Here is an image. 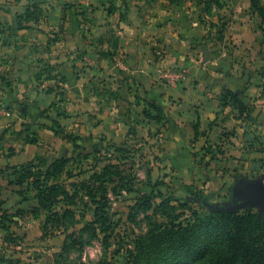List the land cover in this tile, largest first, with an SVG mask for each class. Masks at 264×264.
<instances>
[{"label": "crops", "instance_id": "0c3cea01", "mask_svg": "<svg viewBox=\"0 0 264 264\" xmlns=\"http://www.w3.org/2000/svg\"><path fill=\"white\" fill-rule=\"evenodd\" d=\"M23 1L19 2L22 10L16 12L0 2V36L9 25L14 30L0 45V73L7 70L0 77V149L10 153L1 174L37 162L45 156H36L31 147L39 148L45 137L63 136L56 135L48 122L29 126L28 132L19 128L23 120L13 112L15 105L21 110L27 109L25 104L48 109L42 116L36 112L33 116L49 121L53 117L66 131L68 121L76 119L78 132L72 133L83 135L81 119L89 114L98 118L93 125L99 131L106 123L110 129L123 128L120 121L127 120L132 103L144 107V101L136 103L137 94L144 90L146 99L165 112L164 122L158 123L162 150L178 155L198 152L200 161L208 164L205 195L212 203H232L233 187L241 179L264 182V36L252 29L253 19L259 21V16L250 0H80L76 6L66 0H41L44 17L20 29L18 14L30 3ZM221 25L226 26L222 35ZM34 31L37 36L31 39L28 34ZM226 45L231 46L230 54ZM202 48L210 52L207 62ZM260 56L263 60L258 64ZM167 68L185 71L183 79L165 82L159 71ZM104 79L110 92L93 83ZM65 104L75 110L72 118L62 114ZM30 113L23 111L21 116ZM12 137L17 141L9 143ZM179 157L177 165L182 166ZM197 160L198 156L185 160V166L197 169ZM3 176L8 184L14 179ZM18 195L22 202L33 200ZM34 206L36 202L8 212L22 209L23 215L12 218L23 227L25 218L39 220L42 242L36 246L27 240L28 232L33 233L31 225L29 231L24 227L23 234H14L22 239L18 245H10L6 235L0 237V259H9L0 264H55L47 252L57 248L51 240L63 235L43 237L46 212L36 217ZM2 231L0 227V236ZM26 248L36 249L37 255L23 257Z\"/></svg>", "mask_w": 264, "mask_h": 264}, {"label": "trees", "instance_id": "16d2710c", "mask_svg": "<svg viewBox=\"0 0 264 264\" xmlns=\"http://www.w3.org/2000/svg\"><path fill=\"white\" fill-rule=\"evenodd\" d=\"M29 1L25 11L18 14L20 29L29 27L28 23L32 21L39 23L44 17L40 3L37 0ZM250 3L259 16L264 36V2L250 0ZM224 28L225 25L218 28L221 35ZM36 77L41 78V73ZM137 97L139 99V94ZM231 98L243 105L235 94H231ZM137 103L140 104V101ZM144 104L142 112L147 119L156 123L164 122L165 112L161 105L148 99L144 100ZM43 111L45 112L42 115L47 112ZM49 119L52 121L50 129L56 135L63 134L76 148L80 147L78 135L66 131L53 117ZM117 168L119 169L116 164L109 162L104 164L101 171L96 166L88 170L82 156L61 157L51 162L40 157L37 162L10 167L2 170V173L13 176L14 179L9 183L20 187L18 193L24 200H35L36 206L32 207V212L36 217H40L42 210L46 212V219L42 223L43 237L59 234L65 236L55 264H68L70 254L88 247L97 231L104 233L106 240L114 231L113 218L108 212L107 197L104 194L105 183L114 181L112 177L116 175L127 185L122 172H116ZM10 169H13L12 172H8ZM87 173L92 174L86 176ZM184 199L168 197L162 207L170 201ZM195 200L204 210L188 207L193 212L184 222L170 223L152 230L148 237L137 240L136 248L129 250L130 258L125 264H176L191 256H197L192 264H264V215L260 216L253 208L216 212L209 207L205 195H195ZM3 204L4 201L0 199V227L7 231L5 240L13 243L12 245H18L22 239L11 232V223L8 222L15 223L12 216H21L24 211L19 209L12 214ZM132 208L137 212L154 208L153 196L143 194ZM91 213L93 219L90 220ZM206 234H213L214 243L204 240ZM8 260L6 256L0 259L5 262Z\"/></svg>", "mask_w": 264, "mask_h": 264}, {"label": "rangeland", "instance_id": "374dc122", "mask_svg": "<svg viewBox=\"0 0 264 264\" xmlns=\"http://www.w3.org/2000/svg\"><path fill=\"white\" fill-rule=\"evenodd\" d=\"M21 1L22 0H0V2L5 4L6 8L10 7L15 12L22 10V4L19 3ZM26 1L27 0H24L23 3ZM66 1L71 3V5L74 4L73 6H76V2H80V0ZM38 2H41V0H38ZM255 18L252 22V29H258L262 34L261 21L260 19L257 21V18ZM7 26L8 24L5 28H8ZM230 26L231 25L228 27ZM224 29H226V26ZM227 29L229 30V28ZM7 31L0 36V45L2 46L6 44L9 38H11L12 35L10 34L14 30L12 29V26L9 25ZM8 34L10 37H8ZM34 34L37 36V32L34 31L29 33L28 37L32 39L34 38ZM4 49L5 48L2 50L3 52ZM226 49L227 53L230 54L228 51L231 49V46L226 45ZM32 51H34V49H32ZM261 60L263 59L260 56L257 63H262ZM120 67L122 68V66ZM6 71H2L0 77L3 76ZM93 81V83L96 82V84H98L97 86L100 85V87H98L100 90H103L105 93H107V90L110 92L111 89L107 88L108 79ZM145 99L146 93L144 90H141L139 99L138 97L136 99V103L138 100L144 101ZM134 104L135 103H132L129 108L127 120L120 121V123L124 124L123 128L118 126L111 127L110 129L109 123H106V125L99 131L97 126L93 125V122H96L98 118L93 116V114L84 116V118L81 119L84 125L81 127L83 135H78L79 148H76L71 142H67L65 135L57 138L54 136L45 137L42 140L43 145L39 148L42 150L46 149V152L39 151V145L37 147H31L33 150H37L36 156H45L44 158L47 160H51L52 158L54 160L56 157L78 158L82 156L84 166L88 170H92V166H96L99 167V170L101 171L104 164L113 162L119 167V169H116V172H122L125 177L124 181L127 183V185H124V183L120 181L119 175L112 177L114 181L105 183L106 194L104 195L107 197L108 212L112 215L114 224V231L110 233V237L106 240V235L97 231V234L92 236L89 243V246L91 247L86 246L83 251H73L69 256L68 264H125L130 258L129 250H135L137 240L142 239L143 237H148L152 230L159 229L170 223L177 224L184 222L192 215V209L199 211L204 210L199 204H197L195 195H205V190H207L205 187V172H208L209 170L208 164H206L204 160L200 161L201 158L198 152L193 153V155L190 153L178 155L164 152V150H162V141L157 138L158 135L162 133L161 126L156 122L154 123L153 120L147 119L143 115L142 111L145 108V105L144 107H139ZM25 105L27 106V109L21 110V108L15 105L13 110V112L23 120L22 124L19 125V128L24 127V130L28 132L29 130L27 129L29 126L34 124H43L41 122H48V124H51L52 121L50 122L45 119L40 120V118L38 119L33 116L34 112H36L35 115H39L40 113L42 116V113L45 111L40 110L39 107L36 108L34 105ZM61 107H64L61 109L62 114L65 117L72 118L71 114H73L75 110L71 109L70 104H65L64 106L61 105ZM47 110L48 109H46V111ZM23 111H27V113L31 112L30 117L26 116L23 119L21 116ZM141 115H143V119ZM36 119L40 120V122L36 121ZM72 125L74 129L70 128ZM65 126L67 129L69 128V133L73 131L76 133L78 132L76 129V119L68 121V124ZM8 128L12 129V126ZM14 138L15 137L10 138L9 143H11V140L12 143L17 141ZM29 138L33 139L34 137L32 136ZM23 155L28 156L32 154L23 152ZM85 155L86 158L84 157ZM8 156H10V153H6L5 150L1 151L0 149V169L5 168L6 158L9 159ZM197 156V169L185 166L186 161ZM178 157L181 158L182 166L177 165L178 160H180ZM176 158L177 162L174 161ZM91 174L92 173H87L86 176ZM83 177H85V175H83ZM0 182V199L4 201L3 206L8 211L14 212L20 205L27 209L29 206L35 204L33 200L25 202L20 201L21 198L17 193L20 187L8 184L6 176L4 177L1 173ZM143 194L153 196L154 208L148 211L142 210L137 212L132 206L136 204L137 199ZM174 196L185 199L182 201H170L166 206L162 207V204H165L164 201L166 198ZM205 197L207 196L205 195ZM206 199L212 203L209 198ZM241 200L242 199L239 201ZM212 204L215 206H222L218 203ZM231 204L232 203H229V205L224 206H230ZM93 206H96V204ZM188 207H191L192 209H189ZM253 210L258 211V208L254 207ZM89 219H93L92 213ZM23 222L25 223L23 225L27 231H29L30 225L33 230V233L28 232L27 240L29 243H35L36 246H38L40 242H42L39 240V234L41 233L38 231L39 220L34 221L33 219L25 218ZM9 223H11V232L14 231V234H16V232L23 234L24 227L22 225L20 226V224L18 225L15 223L12 224V222H8V224ZM1 234L0 237L3 240L6 232L2 231ZM64 237L65 236L63 235L61 239L51 240V243L53 242V245L57 248L47 252L48 260L49 258L57 259V252L60 251L59 247L61 246ZM203 238L207 243H214L213 234H206ZM22 253L23 257H27L28 255L36 256L38 251L33 248H26ZM85 256L86 259H84ZM196 257L197 256L185 257V259L181 258L183 260L180 259L181 261L176 264H192Z\"/></svg>", "mask_w": 264, "mask_h": 264}, {"label": "water", "instance_id": "95a60500", "mask_svg": "<svg viewBox=\"0 0 264 264\" xmlns=\"http://www.w3.org/2000/svg\"><path fill=\"white\" fill-rule=\"evenodd\" d=\"M204 52V62L210 59V52L202 48ZM233 201L230 206H215L208 203L209 207L216 212H232L240 208H258L259 215H264V182L262 180L241 179L233 187ZM242 199L241 201H239Z\"/></svg>", "mask_w": 264, "mask_h": 264}, {"label": "built area", "instance_id": "2783aa9c", "mask_svg": "<svg viewBox=\"0 0 264 264\" xmlns=\"http://www.w3.org/2000/svg\"><path fill=\"white\" fill-rule=\"evenodd\" d=\"M159 75L160 78L163 79L165 82L169 84H176L183 79L185 71L176 68H167L161 69L159 71ZM84 259H86V256L84 257Z\"/></svg>", "mask_w": 264, "mask_h": 264}]
</instances>
